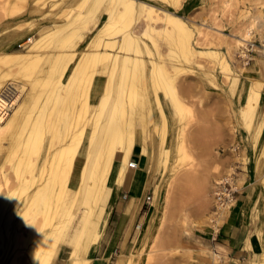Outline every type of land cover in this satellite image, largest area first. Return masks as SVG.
Instances as JSON below:
<instances>
[{"label":"rangeland","instance_id":"1","mask_svg":"<svg viewBox=\"0 0 264 264\" xmlns=\"http://www.w3.org/2000/svg\"><path fill=\"white\" fill-rule=\"evenodd\" d=\"M69 1L0 0V36L8 32L17 33L15 37H18L29 22L62 24L67 16L85 11L86 1L79 0L71 9H67ZM174 1L180 6L171 7V11L190 28L195 55L186 57L177 45L167 40L165 33L161 35L163 29L159 22L155 24V45L150 44L148 37H142V41L150 48V57L143 56L145 59L153 58L157 66H161L156 77H159L157 81L160 83H157L160 86L155 88L165 120L154 106L156 95L152 83L139 85L146 92L143 95L142 90H139L141 92L137 94L133 110L137 112L143 102L151 101L154 104V119L146 124L143 159L140 163L135 162L133 168L129 167L130 163H134L133 160H127L124 176L126 184L122 188L127 196L124 197L125 192L119 194L117 202L120 204L117 203L111 212L94 263L101 264L100 258L107 241L116 232L123 207L128 206L130 185L127 181L133 176V171L138 170L135 201L130 207L131 218L136 213L135 222L129 233V221L121 225L105 264H115L119 255L125 258V264H264V76L259 74V79L255 77L264 67V0H168L169 4ZM146 2L158 9L168 5L160 0ZM103 16H100V21ZM131 18L130 27L142 33L146 17L139 14ZM123 24L117 23L108 30L113 34L112 38L121 36ZM196 26L204 34H196ZM247 31L250 34L246 38H250L252 44L248 50L250 60L245 67L250 70L257 61L259 68L254 69L249 79L261 80L262 86L258 102L249 98L245 104V92L250 80L242 84L246 80L237 77L243 63L235 53L234 43ZM95 33L96 28L86 31L85 41L92 40ZM210 40L214 43H210ZM174 45L177 50L173 49ZM209 49L215 52L218 59L215 55L198 54V51ZM223 57L231 72H227L219 62ZM11 67L0 69V76L3 75L7 81H12L10 76L17 70ZM43 88L46 92L49 90V86ZM164 89L169 95L163 92ZM111 100L109 96L108 102ZM176 101L181 102L178 109L173 107ZM247 104L254 106L252 113L249 111L245 114L243 111ZM126 112H129V108L123 109L121 116L124 117ZM156 125L165 130L163 142L154 135ZM59 130V135L63 136L65 130ZM55 141L57 139L53 140L55 146L61 144L59 140L58 143ZM137 150L135 147L134 155ZM225 177H231L236 190L234 201L229 203L227 210L216 207L212 198L215 183ZM24 196L22 193L16 198L22 199ZM147 196L150 197V203L144 205ZM9 205L12 206V200L0 212V261L5 264L20 260L37 242L38 235H28L26 231L32 224L37 229L43 228L44 232L60 231L62 237L70 233L82 208L79 207L73 220L68 221L66 216L52 219L53 214L50 212L42 215L38 210H13ZM237 216L241 219L234 221L233 217ZM15 228L25 238L16 239ZM230 233L233 237H241L243 247L248 251L253 252L257 245L258 255L253 254V257L240 261L228 259L222 242ZM62 241L57 244L62 253L60 260H54L52 264H62L65 260L63 250L67 245Z\"/></svg>","mask_w":264,"mask_h":264},{"label":"bare ground","instance_id":"2","mask_svg":"<svg viewBox=\"0 0 264 264\" xmlns=\"http://www.w3.org/2000/svg\"><path fill=\"white\" fill-rule=\"evenodd\" d=\"M77 1L67 2V9ZM83 1H86L85 11L67 16L62 24L29 22L18 37H15L17 33L8 32L0 36V69L11 66L17 69L14 74L10 73L12 81L0 76V212L12 200V206H9L13 210H38L42 215L50 212L52 219L66 216L70 221L82 207L68 235L61 237L60 231L53 229L44 232L43 228L37 229L33 224L27 228L28 235H38L37 242L12 264H52L62 255L57 245L61 240L67 245L63 250L65 260L62 264H95L104 229L126 184L127 160L132 159L135 147L139 149L137 162L143 159L146 124L154 119L151 101L143 102L137 112L133 110L137 94L142 90L140 86L151 82L156 95L155 86L160 83L156 77L161 66H157L153 58L143 56L150 57V48L142 37H148L150 44L155 45V24L159 22L163 29L161 35L165 33L167 40L177 45L186 57L195 55L190 28L171 11V7L180 6L178 2L169 4L170 0H160L168 5L158 9L147 0ZM139 14L146 17L142 33L130 27L131 16ZM101 15L105 16L100 21ZM117 23H124V28L120 37L112 38L113 34L108 30ZM93 28H96L93 39L86 42V31ZM196 34L204 32L196 26ZM249 34L247 31L234 43L235 53L243 63L237 75L246 80L242 84H246L254 69L259 68L257 61L250 70L245 67L250 60L248 50L252 44L250 38H246ZM175 45L172 47L177 50ZM201 53L215 55L211 49L198 51ZM219 62L231 72L224 57ZM258 74L264 76V67ZM47 86L49 90L46 92L43 87ZM261 86V80H250L245 104L249 98L258 102ZM142 92L144 95L145 88ZM163 92L169 93L167 89ZM109 96L112 100L108 102ZM155 101L154 106L165 120L157 95ZM248 104L243 110L245 114L254 109ZM173 107L180 108L181 102L176 101ZM128 108L129 112L122 117V110ZM59 128L65 130L63 136L59 135ZM154 135L163 142L164 128L156 125ZM56 139L55 143H61L59 146L53 143ZM138 177V170H134L127 181L130 185L128 206L123 207L116 232L107 241L101 264L108 259L124 221H129L128 233L135 222L136 213L131 218L130 207L135 201ZM22 193L24 198H16ZM229 206L227 204L222 209L227 210ZM14 231L15 238L24 237L21 231ZM0 264L5 263L0 261ZM115 264H125V258L117 256Z\"/></svg>","mask_w":264,"mask_h":264},{"label":"crops","instance_id":"3","mask_svg":"<svg viewBox=\"0 0 264 264\" xmlns=\"http://www.w3.org/2000/svg\"><path fill=\"white\" fill-rule=\"evenodd\" d=\"M259 58H261V57H259ZM255 77L259 79L258 72L255 74ZM137 151H139V149ZM137 157H138V153L136 155H134V152H133L132 153V160L134 163L137 162ZM121 192L126 193V195H124V197L127 196V192L125 191V189L121 190L120 193ZM117 203L120 204V202H117ZM115 210H117V209H115ZM240 219H241V217H239V216H237L235 218L233 217L234 221L235 220L237 221ZM223 239H225V242H222L223 243L222 245L226 249V255H227L228 259H237L240 261L241 259L251 258V257H253L251 255H253V254L258 255V253H259L257 245H255V250L253 252L244 249V247H243L244 242L242 241V238L238 237V236L233 237V235L231 233L229 234L228 237H224Z\"/></svg>","mask_w":264,"mask_h":264},{"label":"built area","instance_id":"4","mask_svg":"<svg viewBox=\"0 0 264 264\" xmlns=\"http://www.w3.org/2000/svg\"><path fill=\"white\" fill-rule=\"evenodd\" d=\"M135 163H130V168H133ZM236 190L232 185L231 177H225L220 181L216 182L213 191L212 198L218 208H223L227 204L234 201ZM150 203V197L147 196L143 202L144 205Z\"/></svg>","mask_w":264,"mask_h":264}]
</instances>
